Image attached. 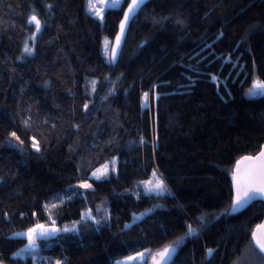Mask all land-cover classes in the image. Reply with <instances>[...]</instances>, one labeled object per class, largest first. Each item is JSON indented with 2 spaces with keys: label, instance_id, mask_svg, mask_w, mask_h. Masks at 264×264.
<instances>
[{
  "label": "trees",
  "instance_id": "obj_1",
  "mask_svg": "<svg viewBox=\"0 0 264 264\" xmlns=\"http://www.w3.org/2000/svg\"><path fill=\"white\" fill-rule=\"evenodd\" d=\"M127 2L99 19L87 0H0V261L116 264L205 215L171 264H264L263 203L221 215L235 162L264 145V95H248L264 82V0H151L112 64ZM154 170L163 194L145 190ZM38 224L58 231L18 255L16 233Z\"/></svg>",
  "mask_w": 264,
  "mask_h": 264
},
{
  "label": "snow or ice",
  "instance_id": "obj_2",
  "mask_svg": "<svg viewBox=\"0 0 264 264\" xmlns=\"http://www.w3.org/2000/svg\"><path fill=\"white\" fill-rule=\"evenodd\" d=\"M122 0H108V3L104 5L103 10L98 8L97 5L93 2V0H89V11L93 12L94 15L99 16L103 18V12L107 11L109 8H115L117 7ZM144 3V0H132V3L129 4L128 10L124 14V20L121 21L120 25V35L116 38V46L112 47L111 49V57L112 59H115L118 51V47L121 41V37L125 31L126 24L131 19L132 15L137 11V9L140 8V6ZM29 23H34L36 32H34L32 35L33 37L36 36V34L41 30V22L37 19L35 15L31 16L29 18ZM23 52L25 55H31L33 53V48L29 47L28 43L25 42V46L23 49ZM105 54L108 55V41L105 40ZM213 80H215V77H213ZM95 84L96 82L93 81V90H95ZM252 94H260L264 95V82H255L253 84V87L249 89L248 95ZM145 100L147 99L148 93H145ZM88 105H85V109H87ZM12 136H16V133H12ZM33 148L39 151V145L38 143H33ZM260 157H264V149L260 152ZM245 159H252L251 157H246ZM113 170L115 165V160L112 162ZM108 171V165L105 164L102 166V169H98L96 172H94L92 175L96 179H99L101 176L106 175ZM153 176L156 178L155 183L152 182H145V190L147 193H156V194H163L166 191V186L164 184V181L160 179L156 171L154 170ZM257 173L256 172H250L246 177L243 178V182L245 183V187L243 191H241V180L242 178L239 176H234L233 179L236 182V190L237 194L235 198L233 199L232 205L221 212V215H230L239 209L245 207L248 205L251 201L257 200V199H264V166H262L259 170V180L256 179ZM81 187L83 188H90V184H82ZM63 202V201H61ZM56 205H53L55 207ZM151 211V210H148ZM147 213H141V216L146 215ZM82 219L88 218L92 219L91 212H85L82 214ZM134 220L138 219V217L134 214ZM198 220L200 222L201 228L205 225L206 222V216L202 215L198 217ZM98 223V221H94ZM73 229L75 228V225L72 226ZM201 228H194L191 224L188 225L187 231L185 233L184 237L178 238L176 241L172 242L171 244L165 246L162 251L158 252L156 255L159 257V259H156V257H153L154 264H167V261L170 259L171 255L175 253L177 247H179L186 238L198 236L199 232L201 231ZM58 231L56 228H44L42 225H38L36 228L29 229L27 233L28 238V245H26L25 249H22L18 255H22L23 253L27 252L29 249L34 250L37 247L36 240L38 237H44L48 235L50 232L54 233ZM64 231H69V229L65 228ZM253 240L255 241L256 246L259 248L260 252H264V238L257 237L256 233H253ZM215 250L214 249H207V254L211 255ZM147 255V250L144 253L138 254V257L136 258H130V259H137V258H143ZM57 264H61L60 261H57Z\"/></svg>",
  "mask_w": 264,
  "mask_h": 264
},
{
  "label": "water",
  "instance_id": "obj_3",
  "mask_svg": "<svg viewBox=\"0 0 264 264\" xmlns=\"http://www.w3.org/2000/svg\"><path fill=\"white\" fill-rule=\"evenodd\" d=\"M150 1L151 0H144V3L140 6L139 9H137V11L132 15L131 19L126 24L125 31H124V33H123V35L121 37V41H120V44H119V47H118L117 55H116L115 59H112V57H111V49H112V47L116 46V38H117L118 35H120V32H121V29H120L121 21L124 20V14L128 10L129 4L132 3V0H128L127 4H126V6H125V8L123 10V14H122L121 20L118 23L117 32H116V34L113 37L112 42H111L110 51H109V59H110V62L112 64H115L117 62V60H118V57H119L120 52L122 50V47L124 45V41H125V38H126V35H127V31H128V28H129V25H130L131 21L139 13L141 8L143 6H145ZM262 149H264V145L261 147V149L255 155L243 156V157L239 158L235 162L234 167H233V171H232V191H233L234 198H235V196L237 194L236 182L233 179L234 176H239V177L242 178V180H241V189H240L241 191H243L244 187L246 186L245 183L243 182V178L246 177L250 172H256L257 173L256 179L259 180V170H260V168L262 166H264V157H260V155H259L260 152L262 151ZM246 157H251L252 159H245ZM256 201L262 202L263 205H264V199L253 200L248 205H250V204H252L253 202H256ZM248 205H246V206H248ZM137 217H138V219H135V220H134V218L132 219V221L129 223V226H132V225L136 224L142 218L141 215H138ZM254 232L256 233L257 237L264 238V216H263L262 220L260 221V223L257 224L254 227V229L252 231V238H253V233ZM254 243H255V241H254ZM178 249H179V247H177L175 253L171 255L170 259L167 261V264H171L174 261L176 255H177ZM162 250H163V248H162ZM262 253L264 254V252H262ZM156 259H159V257L157 256ZM0 264H5V263L0 261ZM152 264H154V262Z\"/></svg>",
  "mask_w": 264,
  "mask_h": 264
},
{
  "label": "rangeland",
  "instance_id": "obj_4",
  "mask_svg": "<svg viewBox=\"0 0 264 264\" xmlns=\"http://www.w3.org/2000/svg\"><path fill=\"white\" fill-rule=\"evenodd\" d=\"M93 2L97 5L98 8L102 9L104 8V5L108 3V0H93ZM88 5H89V0H87V9L89 11V8H88ZM119 6V5H118ZM95 10H93L94 12ZM90 12V11H89ZM93 12H90L93 14ZM94 15V14H93ZM96 16V15H94ZM97 18L101 19V17L99 16H96ZM28 41V38L25 40V42ZM28 43V42H27ZM29 47H30V44L28 43ZM254 95H257V94H252L250 96H254ZM85 212H88V211H83V213ZM82 213V214H83ZM85 219H88V218H85ZM38 225H42L44 228H48V229H51V228H56L57 227L54 225V224H48V225H44V224H38ZM38 225H35L33 227H31L30 229H33V228H36ZM29 230V229H28ZM28 230L27 231H23V232H18L16 233L17 236H21V237H25L27 239V244L28 245V238H27V233H28ZM57 233L54 232H50L48 235L44 236V237H38L37 240H36V244H37V241L38 239H46V238H51L53 237L55 234ZM184 235H182L181 237H184ZM180 238V237H179ZM178 239V238H177ZM177 239H175L174 241H176ZM172 241V242H174ZM185 241V240H184ZM172 242H170L169 244H171ZM167 244V245H169ZM26 245L20 249V251L18 253L21 252L22 249H25ZM166 245V246H167ZM38 246L34 249V250H37ZM32 249H29L28 251H34ZM147 250V249H146ZM146 250H143V251H140V252H137V253H134V254H131V255H128V256H125V257H122L120 259H117L115 260V263L116 264H135V263H138V264H152L154 261H153V257L155 256L157 258V253L160 252L162 250L161 249H157V250H147V255L143 258H137V259H130V258H136L138 257V254H141V253H144Z\"/></svg>",
  "mask_w": 264,
  "mask_h": 264
},
{
  "label": "bare ground",
  "instance_id": "obj_5",
  "mask_svg": "<svg viewBox=\"0 0 264 264\" xmlns=\"http://www.w3.org/2000/svg\"><path fill=\"white\" fill-rule=\"evenodd\" d=\"M110 50V49H109ZM151 181V180H150ZM155 181V180H154ZM148 182V181H147ZM153 183V182H152ZM143 217V216H142ZM172 242V241H171ZM169 244V243H168ZM163 247V246H162Z\"/></svg>",
  "mask_w": 264,
  "mask_h": 264
}]
</instances>
